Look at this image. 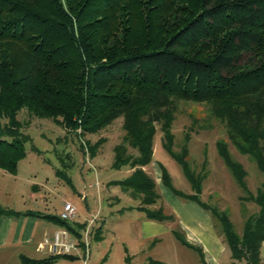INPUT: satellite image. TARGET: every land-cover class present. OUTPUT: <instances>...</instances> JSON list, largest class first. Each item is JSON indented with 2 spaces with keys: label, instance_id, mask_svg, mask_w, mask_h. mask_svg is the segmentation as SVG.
I'll return each instance as SVG.
<instances>
[{
  "label": "trees",
  "instance_id": "obj_1",
  "mask_svg": "<svg viewBox=\"0 0 264 264\" xmlns=\"http://www.w3.org/2000/svg\"><path fill=\"white\" fill-rule=\"evenodd\" d=\"M178 99L206 103L223 120L226 137L249 155L262 176L254 194L246 174L233 159L227 141L215 149L232 178L257 207L236 233L228 215L211 209L229 256L244 264H261L264 241V0H0V168L14 172L28 135L16 114L50 117L66 130L96 133L121 117L120 141L112 146L110 166L125 176L109 180L131 198L149 220L168 221L160 207L155 180L145 171L151 161L155 124L164 150L178 163L191 193H180L160 164V180L174 194L199 201L203 173L185 159L186 142L172 149L170 131ZM101 136L84 145L93 156ZM128 146L135 152L128 151ZM204 166V163L201 165ZM208 211V210H207ZM69 230L80 242L83 224L57 215L27 212ZM18 212L0 209L1 215ZM100 226L93 238L99 239ZM173 236L189 244L177 230ZM21 264L74 260L72 254L31 258ZM128 256L124 262L128 264ZM156 263L149 260L147 264Z\"/></svg>",
  "mask_w": 264,
  "mask_h": 264
},
{
  "label": "rangeland",
  "instance_id": "obj_2",
  "mask_svg": "<svg viewBox=\"0 0 264 264\" xmlns=\"http://www.w3.org/2000/svg\"><path fill=\"white\" fill-rule=\"evenodd\" d=\"M16 117L21 123L20 130L28 137L24 142V154L18 159L14 172L0 168V209L18 211L20 216L1 215L0 221L8 219L13 226L18 221L22 227L25 224L27 230L31 229V233L27 242L20 240L18 234L13 242L9 232L0 238V264H21L17 256L19 253L31 258L42 257L43 253L34 251L35 243L61 226L34 215H24L23 212L57 215L66 201L76 209L72 221L67 223L83 224L82 229H87L86 264H126L125 256H128V264H147L149 260H154V264H200L198 252L176 240L172 229L185 237L183 223L191 225L193 219L201 221L203 214L207 213L206 232L210 233L211 226V231L223 247L225 241L220 225L210 210H223L234 231L240 233L244 218L257 209L254 203L243 198L247 194L237 185L218 156L215 141L219 138L227 141L231 157L240 162L246 172L244 181L249 193L254 194L259 186L261 173L249 155L239 152L229 142L223 120L213 116L206 103L178 99L170 131L173 151H178L180 145L186 142L185 159L188 165L194 171L203 173L198 198L208 211L174 194L161 182L160 164L166 168L170 183L177 191L191 193L178 163L164 150L161 131L155 124L151 161L144 166L155 180V191L159 195L150 209L160 207L164 213L172 215V219L151 221L155 226L151 231L156 237L146 240L141 235L148 232L144 225L148 219L134 208L138 200L122 191L119 185L108 183L126 174L124 167L110 166L112 146L121 137L120 116L98 132L89 134L66 130L58 121L31 115L24 108L17 112ZM99 136L103 141L97 146L95 154L89 157L84 145ZM127 149L135 152L130 146ZM95 226H100V238L97 240L91 236ZM225 246L226 250L219 256L221 259L225 254L219 260L222 264H226L225 256L229 254ZM64 260L59 259L52 264H82L81 259Z\"/></svg>",
  "mask_w": 264,
  "mask_h": 264
},
{
  "label": "crops",
  "instance_id": "obj_3",
  "mask_svg": "<svg viewBox=\"0 0 264 264\" xmlns=\"http://www.w3.org/2000/svg\"><path fill=\"white\" fill-rule=\"evenodd\" d=\"M16 212H18V211H16ZM27 212L28 211H24L23 214L24 215H30ZM18 214H20V213L18 212ZM18 214L15 217H19L20 215H18ZM203 218L204 219H202L201 221L197 220V219L195 221L193 219L190 222L191 225H186L185 223H183V229L186 232V235L184 238L189 244L196 246V247L199 246L198 248H200L204 264H222V263H219V260L221 261L222 258H224L225 254L223 255V257L221 259H219V256L222 255L224 250H226V246H225V244L223 247L221 246L219 240L211 231V226H210V233L207 234V232H206V230L208 229L207 220H206L207 219V213L203 214ZM151 221H154V220L148 219V222L144 223L145 229L148 230V232L146 231V233L141 235L142 239L146 240L148 238H153V237L155 238L156 237L154 231H151V229L155 228L154 223ZM72 224H77V223H72ZM97 227L95 226L92 228L93 231H91V234L95 231V229ZM59 228H62V226ZM54 230H56V229H54ZM8 232L11 235L13 242L16 240L17 234H18V238L20 240H24V242H27L29 239V233H31V229L27 230L25 224L22 227V225L19 224L18 221L13 226L10 224L8 219H6V220L2 219L0 221V238H4L8 234ZM188 234L190 236H188ZM51 235H52V233L50 234V236H44V237L51 239ZM93 235H94V233L91 235L92 238H93ZM43 238L35 243L34 251L41 252V253H43V256H45V255L49 254L47 249H46V246H43L42 248H38V245L42 242ZM94 240H96V239H94ZM80 253H81V249H79L78 251H76L75 253L72 254L73 256H75L74 260H64V261H75L77 259H81L82 264H86V262L83 260V258H81L82 255H80ZM19 254H22V253H19ZM225 257H226L225 258L226 264H244L242 261H235V260L231 259L229 254H227V256H225ZM259 258H260V263L264 264V241H262L260 243V246H259Z\"/></svg>",
  "mask_w": 264,
  "mask_h": 264
},
{
  "label": "built area",
  "instance_id": "obj_4",
  "mask_svg": "<svg viewBox=\"0 0 264 264\" xmlns=\"http://www.w3.org/2000/svg\"><path fill=\"white\" fill-rule=\"evenodd\" d=\"M76 209L70 202H64L62 204L60 212L57 214L58 218L62 221H71L75 216ZM89 233V229H88ZM87 229L80 230V242L81 246L78 244V240L71 234L69 230L62 227L56 229L52 232L51 239L44 237L42 242L38 245V248L46 246L48 253L50 254H73L79 249H81V258L86 262L88 256V241L86 238Z\"/></svg>",
  "mask_w": 264,
  "mask_h": 264
}]
</instances>
